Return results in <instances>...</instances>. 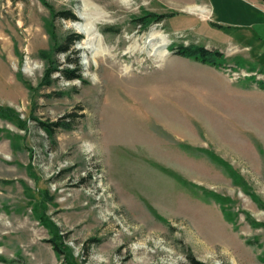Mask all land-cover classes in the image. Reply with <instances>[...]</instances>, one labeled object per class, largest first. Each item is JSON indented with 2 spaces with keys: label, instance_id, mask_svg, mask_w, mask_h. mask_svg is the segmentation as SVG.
<instances>
[{
  "label": "rangeland",
  "instance_id": "rangeland-1",
  "mask_svg": "<svg viewBox=\"0 0 264 264\" xmlns=\"http://www.w3.org/2000/svg\"><path fill=\"white\" fill-rule=\"evenodd\" d=\"M87 5L98 18L89 36L79 29ZM63 12L76 21L54 17ZM71 35L81 40L55 56ZM179 46L217 50L223 67L183 58ZM67 58L81 79L53 73L47 83L46 68H72ZM258 81L264 0H0V106L24 125L0 117V264H191L188 254L264 264ZM67 114L71 129L40 126ZM161 121L185 153L161 150ZM135 146L147 157L133 158Z\"/></svg>",
  "mask_w": 264,
  "mask_h": 264
},
{
  "label": "trees",
  "instance_id": "trees-1",
  "mask_svg": "<svg viewBox=\"0 0 264 264\" xmlns=\"http://www.w3.org/2000/svg\"><path fill=\"white\" fill-rule=\"evenodd\" d=\"M174 14L170 13L167 15H152L154 21L161 22L167 17H173ZM54 17H57L58 19L65 20V21H72L75 22L76 18L73 14L70 12H63L59 14H55ZM142 23V19L138 20ZM144 24V23H143ZM147 24V23H146ZM144 24V25H146ZM218 29H224L220 25H215ZM81 40V36L79 35H71L66 38H64L61 43H59L55 49H54V55L57 54H64L68 55L71 53L72 46L79 42ZM175 49V53L183 58H189L192 59L198 63H201L203 65H207L210 67L215 68H222L223 67V54L220 53L217 50H208L205 47L202 46H179L177 48H171V50ZM67 63L72 65V68H60V66H54L52 68H46L45 71V79L47 83H51V75L53 73H59L65 80L72 81V80H80L81 79V72L78 64V60H69L67 58ZM257 86L260 89H264V82L258 81L256 82ZM0 117L2 118H8V119H14L15 123L18 125V127L23 128L24 125L20 122H17L16 118L12 117V110H9L8 108H4L0 106ZM72 115L67 114L60 118V120L53 122V123H40V126L42 129L48 134L51 135L56 129L58 128H64V129H71L72 128ZM211 155V154H210ZM92 243L96 244L99 243V240L92 239ZM49 243L52 245V249L54 253L61 259L67 260L70 259L68 257L67 252L62 249L61 245L56 242V240H50ZM188 259L191 264H202L194 260L193 256L191 254H188ZM0 262H4L3 259L0 258Z\"/></svg>",
  "mask_w": 264,
  "mask_h": 264
},
{
  "label": "crops",
  "instance_id": "crops-1",
  "mask_svg": "<svg viewBox=\"0 0 264 264\" xmlns=\"http://www.w3.org/2000/svg\"><path fill=\"white\" fill-rule=\"evenodd\" d=\"M207 66V65H206ZM208 67H210V66H208ZM218 69V68H215V67H211V69ZM223 79V81L226 83V85H227V87L229 88V89H233L234 87L232 86L233 84H231L229 81V79L227 80V79H225V78H222ZM236 88V87H235ZM236 90V89H235ZM160 119V118H159ZM195 121L198 123V125L200 126V123L196 120V119H193V122L195 123ZM162 122V121H161ZM158 126L160 127V129H161V131L158 133L159 135H158V138L160 139V143H162V144H160L159 145V147L161 148V150L162 149H164V150H166V154L168 155V156H170V152H173V151H178V152H184L185 151V144H187V143H185V142H187L182 136H180L179 134H177V133H175L174 131H172L171 129H170V125L168 124V125H166L164 122H162V123H160V122H158ZM162 133H164V134H166V135H168V137L169 138H171L172 140H174V141H176L177 143H170V140H165L164 138H162L161 136H162ZM163 144H165V145H163ZM191 143L190 142H188V145H190ZM174 145H176L178 148H176ZM193 145V144H192ZM194 147H196L195 146V144H194ZM135 148H137V150H138V152L139 153H137L136 151H132V153H133V158H136V157H139V158H142V157H147V156H143V155H146V153H147V151H145L146 153H142V149H139L138 147H136L135 146ZM177 150H176V149ZM143 150H147V149H143ZM173 150V151H172ZM129 153V152H128ZM185 153V152H184ZM131 154V153H130ZM148 154V153H147ZM153 153H151L150 155L153 157V156H155V155H152ZM180 155V154H179ZM155 157H157L156 159H158L159 157L158 156H155ZM160 159V158H159ZM178 176H181L183 173H181V171H179V170H177V169H175V168H171Z\"/></svg>",
  "mask_w": 264,
  "mask_h": 264
},
{
  "label": "bare ground",
  "instance_id": "bare-ground-1",
  "mask_svg": "<svg viewBox=\"0 0 264 264\" xmlns=\"http://www.w3.org/2000/svg\"><path fill=\"white\" fill-rule=\"evenodd\" d=\"M94 9L93 8H90L89 5L85 6L84 13H83V17H85L87 20H89L90 23H89V26H87V27H79L80 31L82 33L87 34L88 36L91 35V33H92V26L95 23H97V20H98V18H96V17L92 18V16H91L95 12ZM189 9L191 11H195L196 13H198L200 15H206V13H207V11L204 8H201V7H198V6H195V7L189 8ZM157 38L158 37L156 35L150 34V36L148 38V45L149 44L150 45L152 44V47H153V44H155V41H156ZM85 44L89 46V44H92V41H90V42L88 41Z\"/></svg>",
  "mask_w": 264,
  "mask_h": 264
}]
</instances>
